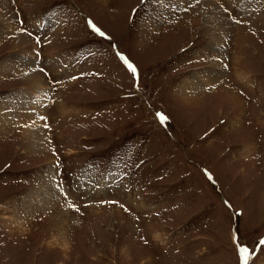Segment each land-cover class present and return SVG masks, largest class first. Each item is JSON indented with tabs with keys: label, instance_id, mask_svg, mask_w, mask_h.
<instances>
[{
	"label": "rangeland",
	"instance_id": "1",
	"mask_svg": "<svg viewBox=\"0 0 264 264\" xmlns=\"http://www.w3.org/2000/svg\"><path fill=\"white\" fill-rule=\"evenodd\" d=\"M203 2L0 0V264H264V0Z\"/></svg>",
	"mask_w": 264,
	"mask_h": 264
},
{
	"label": "bare ground",
	"instance_id": "2",
	"mask_svg": "<svg viewBox=\"0 0 264 264\" xmlns=\"http://www.w3.org/2000/svg\"><path fill=\"white\" fill-rule=\"evenodd\" d=\"M202 5V12H201V14L203 15V17L204 18H206L208 21H207V23L208 24H210V20H213V19H219V17H220V11L218 10V5L216 4V2H215V0H204V2H203V4H201ZM4 4H1L0 5V19H2L3 20V17H4V15H2L1 13H2V11H3V9H4ZM6 9V8H5ZM199 9V7L198 8H196V9H194L193 11H197ZM220 9V8H219ZM192 11V12H193ZM200 11H201V8H200ZM4 12V11H3ZM191 12V13H192ZM220 13V14H219ZM204 20V19H203ZM158 24V25H157ZM146 25V24H145ZM160 24L158 23V21H156V20H152L150 23H148L147 24V26H145L144 28H143V32H144V34H143V37L142 38H147V37H150V36H152L151 34L152 33H154L155 31H156V28L159 26ZM210 26V25H209ZM6 27V29L7 30H12V28H11V26L9 25H7V26H5ZM204 27H206V25L204 26ZM208 27V26H207ZM210 29L212 30V28L210 27ZM213 30H215L216 32H218L219 31V28H218V26H214V28H213ZM216 35V34H215ZM219 37V36H218ZM215 39V42H219L220 43V38H218V39H216V38H214ZM213 39V40H214ZM15 41H16V44L18 45V44H23L22 45V48L21 49H25V50H27L28 49V47L29 46H26V44H25V41H26V38L25 37H22V36H20V35H17V38L15 39ZM219 43H215V45L216 44H219ZM27 44H28V42H27ZM217 46V45H216ZM218 46H220V45H218ZM220 48V47H219ZM218 51V50H217ZM24 56V59H27V60H29V58H30V53H29V55L27 54V57H25V54H23ZM214 61H216L215 62V64L217 65V67H221L222 66V63L220 62L221 60L218 58H215V60ZM18 63L20 64V68L22 69V74H23V78H22V80L24 81V82H26V83H28L29 85H32V89L33 90H35V92H36V95L32 98V100H30V102H31V107H32V109L35 107V109L38 107V103L40 102V99H41V102H42V98L41 97H45L46 96V93L44 92L45 91V89H44V86L43 85H45L46 83H45V81H43V79H42V76H40L39 75V73H36L35 72V70L34 71H29V72H27L26 74H25V70L28 68V66L26 65V62H24V61H21V60H19L18 61ZM26 67V68H25ZM216 67V66H215ZM17 69H19V67L17 68ZM218 69V68H217ZM2 71L4 70V68L3 69H1ZM21 71V70H20ZM215 72H218L217 70H214ZM209 77H211L210 76V74L208 75V73H202L201 75H199V74H197L196 75V77H195V79H196V84H190V83H185V89L184 90H188L189 92H187V93H190V94H193V93H195V88L196 89H198L199 90V85H204V84H207L208 83V80H209ZM190 86H192V88H190ZM40 87H42V88H40ZM38 88V89H37ZM44 89V90H43ZM198 92V91H197ZM196 92V93H197ZM186 93V92H185ZM190 94H187V95H190ZM44 95V96H43ZM17 102L19 103V104H21V102H20V100H21V98L18 96L17 97ZM16 102V103H17ZM23 103V102H22ZM36 111V110H35ZM39 128V126H38V124H34V130H35V132L36 131H38V132H40L41 130L40 129H38ZM45 139H44V134L42 133L41 135H36L35 136V138H32L31 139V141H30V143L28 144V145H30V148L32 149V150H35L36 152H39L40 151V149H44V146H45V141H44ZM43 151V150H42ZM106 183V182H105ZM45 188H48L47 190H49V191H51L52 190V192H54V193H56L55 192V189H54V187H51V185H49V186H47V187H45ZM44 188V189H45ZM46 190V191H47ZM59 191V190H58Z\"/></svg>",
	"mask_w": 264,
	"mask_h": 264
},
{
	"label": "snow or ice",
	"instance_id": "3",
	"mask_svg": "<svg viewBox=\"0 0 264 264\" xmlns=\"http://www.w3.org/2000/svg\"><path fill=\"white\" fill-rule=\"evenodd\" d=\"M123 59V57H122ZM125 63H127V61L125 60ZM128 67L130 68V70H132L133 72L135 71V69L132 67L131 64L128 65ZM161 119H163V117H161ZM261 244H264V241H261ZM240 253H241V259L243 261V264H248V250L245 248H240L239 249Z\"/></svg>",
	"mask_w": 264,
	"mask_h": 264
}]
</instances>
